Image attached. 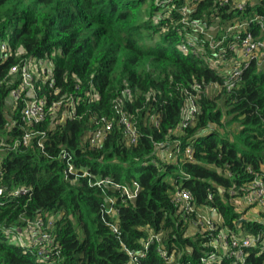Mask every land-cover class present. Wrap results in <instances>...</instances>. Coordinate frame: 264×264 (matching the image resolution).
Here are the masks:
<instances>
[{
	"label": "trees",
	"instance_id": "16d2710c",
	"mask_svg": "<svg viewBox=\"0 0 264 264\" xmlns=\"http://www.w3.org/2000/svg\"><path fill=\"white\" fill-rule=\"evenodd\" d=\"M236 1L0 0V46L8 45L0 52V264H130L128 251L137 264H164L154 243L145 249L158 233L179 264H198L223 226L264 239V213L242 219L229 204L264 175V62L240 65L230 90L223 86L229 70L212 64L221 54L236 61L228 46L246 31L264 39V28L252 21L264 19V0H245L242 9ZM183 17L197 20L211 38ZM242 22L245 29L228 31ZM34 60L51 67L50 78L36 80L35 88L52 109L29 125L21 120L25 93L9 115L5 104L21 82L11 68ZM190 99L193 119L178 128ZM122 113L136 129L134 143L123 131ZM102 118L111 121L110 130L92 145ZM230 124L237 125L232 138L220 130ZM187 146L192 161L184 157ZM166 147L180 149L176 159L157 157ZM133 182L138 190L129 200L122 187ZM177 189L191 194L196 209L213 210L218 228L189 236V221L173 202ZM107 199L116 221L104 212ZM36 221L38 234L54 237L58 255L51 251L44 260L32 243L20 247L6 238V230L22 232ZM244 251L247 264H264V251ZM234 261L223 256L220 264Z\"/></svg>",
	"mask_w": 264,
	"mask_h": 264
},
{
	"label": "built area",
	"instance_id": "2783aa9c",
	"mask_svg": "<svg viewBox=\"0 0 264 264\" xmlns=\"http://www.w3.org/2000/svg\"><path fill=\"white\" fill-rule=\"evenodd\" d=\"M230 0H220V4H226ZM245 5V0H239L236 1V7L239 9H242ZM186 8H183V13L185 14ZM183 22L189 23V25H192L197 31H200V33L206 34L208 38H211L210 33L205 31L202 27V25L197 20H188L186 17L182 18ZM252 21H255L257 25L261 29L264 28V19L262 17H255ZM248 25L247 22H242L240 24L234 25L228 29V31L234 30V29H245V27ZM226 38V34L222 36L220 39L217 40L214 47L218 46L219 43L224 42V39ZM237 42H232L229 44V50H237L239 52L240 56H237V60H241L238 64H233L232 69L229 70V76L224 77L223 86L230 90L233 86V82L231 81L232 77L235 75H238L240 73V65L245 64L246 61L250 58H252V54L260 49L264 50V41L252 37L250 31H246V34L244 37L236 36L235 37ZM8 48V45L6 46L5 43L1 44L0 46V52H3ZM183 51H187L185 46H182ZM224 58V57H223ZM235 61V62H236ZM245 62V63H244ZM46 62H40L35 61L34 62H27L20 66H13L10 70V74H16L19 73L20 76V84L18 88L11 90L9 93V96L12 98V100L18 101L21 99V96L25 93L28 98H23L24 105L21 109V120L29 125L37 124L40 121H42L46 114L50 112L52 109L51 107H47L46 99L44 97H38L36 88H35V81L36 80H42L45 81L46 79H49L51 76V67ZM48 71H50L48 73ZM52 85V81L49 83ZM198 88L199 86L196 85ZM61 102H57L53 105H59ZM70 117H75V111L73 110V102H70ZM196 108L194 105L193 100H189L186 104V107L183 111V117L180 121L179 127L182 128L188 125L192 119L193 114L195 113ZM102 122H104L103 127L101 129H98L93 133V135L90 138V144L95 145L101 141V139L105 136V134L110 130L111 127V121L101 119ZM120 122L124 126V133L126 134L128 140L130 143H134L136 141V129L129 120V118L122 113L120 116ZM31 138L30 133L25 132L22 136V142L24 145H27L29 140ZM41 146V143L38 144ZM162 146V145H161ZM180 149L175 148L174 150H167V156L169 159L174 160L177 158L178 153ZM183 154L185 159H188L190 161L193 160L192 156V148L187 146L183 150ZM66 165L68 166L69 170L73 169V166L70 162V157L67 158ZM85 175V174H84ZM103 181H98L97 184H101ZM250 190L247 194H245L247 202L257 207L261 213H264V175L263 176H256L251 185ZM138 190V185L133 182V187H122V194L126 196V199L133 200ZM27 192V190H21L18 191L16 194L24 195ZM1 194V191H0ZM192 197L191 194L182 189H177L174 192L173 196V202L177 205V207L181 210L182 217L185 218V214H188V216H191V220L197 221L198 217L196 215V218L194 217V213L197 212L198 208L196 209L195 206L192 205ZM113 201L111 199H107L106 205L104 207V212L111 217L113 220H117L116 214L117 210L113 206ZM187 216V217H188ZM204 220L209 223L208 219L204 218ZM107 225L110 226L111 230L113 232H117V227L113 224V221L107 222ZM212 225V224H211ZM42 223L39 221L28 223L26 228L22 232H15V228H10L5 231V236L8 239V241L15 245L20 247L27 246V243H32V245L38 249L36 252L37 254L42 257V259H47V257L51 256L52 254L58 255L59 249L54 245V237L46 232H37V227H41ZM225 229V231H221L222 229ZM208 230H215L212 226L207 227ZM219 231L221 232V235H218ZM219 231L216 232V234L212 237L211 241L209 242V246L213 248V250L209 251L207 254L199 257L198 264H220L222 261L223 256H227L228 258H235V261L233 264H247L245 257L247 256L244 249L245 248H257L258 252L264 251V239L263 235L261 233L258 234H249V235H240V233H234L227 227H222L219 229ZM30 233L33 234L32 237H30ZM30 237V238H29ZM30 239V240H29ZM219 240V241H217ZM154 243L156 252L159 255V257L164 261V264H174L173 257L174 255L172 253H168L165 248H163V244L161 242V236L160 234H151L149 241L145 245V249L148 247V244ZM217 242V243H216ZM221 242V244H220ZM216 243V244H215ZM38 244V245H35ZM220 245L223 247L221 248ZM221 249V250H220ZM221 252V255L219 254ZM128 255L130 256V264H137V256L134 255L132 252L128 251ZM146 254L145 252H141L139 254L140 257H144Z\"/></svg>",
	"mask_w": 264,
	"mask_h": 264
},
{
	"label": "rangeland",
	"instance_id": "374dc122",
	"mask_svg": "<svg viewBox=\"0 0 264 264\" xmlns=\"http://www.w3.org/2000/svg\"><path fill=\"white\" fill-rule=\"evenodd\" d=\"M217 21L214 22V25H216ZM217 29V27H213L212 31H215ZM204 36H206V34H204ZM207 37V36H206ZM262 41H264V39H261ZM220 44V43H219ZM214 49V48H213ZM233 53H235L236 56H240L239 52H237V50H233ZM252 58L255 59H259L260 61H262L260 63V65L263 64L264 62V50L260 49L255 51L252 54ZM234 59L231 57L229 60H225L223 58V54H221V57L219 58L218 61H212L213 65L218 66V64H221V70H224L226 68L227 69H232L233 67V63H234ZM239 62H241V60H237L235 62V64H238ZM218 68H220L218 66ZM213 92V90L210 89V93ZM13 100L12 98L8 95L7 99H6V104H5V110L8 113H11L10 111L13 109ZM237 129V125L236 124H230V125H224V127L222 129H220L222 132L225 133H229L230 137L232 138L233 135V131H235ZM167 147L165 149H159L158 152L156 153L157 157L160 158L161 160L164 159H168L167 156ZM175 148L171 149L174 150ZM229 204H231L232 206L235 207V211L237 213H240L242 216V219H259L260 218V210L255 207L250 205L247 200L245 195L241 196V197H236V198H231L229 201ZM196 215L198 217V220L194 221L191 220V217L187 218L188 214H185V220L189 221L188 227V235L191 236L193 235L195 232H202L203 230L207 229L208 226H212L213 228H218V225L221 223L220 217L217 216L215 214V212H213V210L209 209V208H198L197 212L194 213V217L196 218ZM204 218L208 219L209 223H207ZM212 224V225H211ZM219 231V229H218ZM221 231H225V229L223 228ZM218 235H221V232L219 231ZM219 241V240H217ZM35 243V242H32ZM217 243V242H216ZM215 243V244H216ZM221 244V242H220ZM38 245V244H35ZM221 248H223L220 245ZM221 250V249H220ZM221 255V252L219 253ZM174 260V264H179V261L177 259H175V256L173 257Z\"/></svg>",
	"mask_w": 264,
	"mask_h": 264
}]
</instances>
